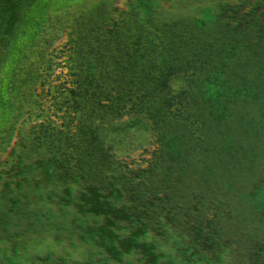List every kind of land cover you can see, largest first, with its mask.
<instances>
[{"label":"rangeland","instance_id":"rangeland-1","mask_svg":"<svg viewBox=\"0 0 264 264\" xmlns=\"http://www.w3.org/2000/svg\"><path fill=\"white\" fill-rule=\"evenodd\" d=\"M214 2L226 27L191 1L163 31L155 8L144 55L88 66L117 116L108 181L42 218L51 264H235V239L264 264V0Z\"/></svg>","mask_w":264,"mask_h":264},{"label":"trees","instance_id":"trees-1","mask_svg":"<svg viewBox=\"0 0 264 264\" xmlns=\"http://www.w3.org/2000/svg\"><path fill=\"white\" fill-rule=\"evenodd\" d=\"M65 57L0 11V264H51L42 218L68 214L77 196L108 181L102 167L117 116L111 93L88 67L107 61Z\"/></svg>","mask_w":264,"mask_h":264},{"label":"flooded vegetation","instance_id":"flooded-vegetation-1","mask_svg":"<svg viewBox=\"0 0 264 264\" xmlns=\"http://www.w3.org/2000/svg\"><path fill=\"white\" fill-rule=\"evenodd\" d=\"M191 1L203 8L209 23L226 27L214 0H0V11L18 20L32 40L59 54L119 63L135 60L153 46L155 8L166 31L168 22L182 26ZM177 34L168 38L178 41ZM232 252L235 264H256L248 243L235 239Z\"/></svg>","mask_w":264,"mask_h":264},{"label":"crops","instance_id":"crops-1","mask_svg":"<svg viewBox=\"0 0 264 264\" xmlns=\"http://www.w3.org/2000/svg\"><path fill=\"white\" fill-rule=\"evenodd\" d=\"M168 20H169V18H168ZM170 25V24H169ZM170 27H171V25H170Z\"/></svg>","mask_w":264,"mask_h":264},{"label":"clouds","instance_id":"clouds-1","mask_svg":"<svg viewBox=\"0 0 264 264\" xmlns=\"http://www.w3.org/2000/svg\"><path fill=\"white\" fill-rule=\"evenodd\" d=\"M6 15V14H5Z\"/></svg>","mask_w":264,"mask_h":264}]
</instances>
